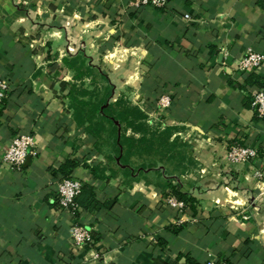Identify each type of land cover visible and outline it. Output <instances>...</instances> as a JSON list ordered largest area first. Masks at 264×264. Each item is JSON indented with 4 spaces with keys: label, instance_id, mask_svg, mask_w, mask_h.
I'll list each match as a JSON object with an SVG mask.
<instances>
[{
    "label": "crops",
    "instance_id": "1",
    "mask_svg": "<svg viewBox=\"0 0 264 264\" xmlns=\"http://www.w3.org/2000/svg\"><path fill=\"white\" fill-rule=\"evenodd\" d=\"M249 48L264 54V0H170L162 9L129 0H0V81L9 85L0 158L14 136H34L22 171L0 159V264H264V176L255 177L264 175V119L251 105L264 67L238 71ZM64 61L86 71L78 79L69 69L64 82L110 86V102L125 99L151 128L169 131V143L184 150L176 154L181 167L133 179L122 167L112 176L76 123L69 90L50 74ZM163 96L171 106L160 111ZM241 141L263 154L230 165L229 147ZM70 160L80 162L73 177L109 208L59 211L57 171ZM96 165L107 168L104 178L94 179ZM170 183L194 198V209L170 194ZM75 223L93 229L81 251L71 239Z\"/></svg>",
    "mask_w": 264,
    "mask_h": 264
},
{
    "label": "trees",
    "instance_id": "2",
    "mask_svg": "<svg viewBox=\"0 0 264 264\" xmlns=\"http://www.w3.org/2000/svg\"><path fill=\"white\" fill-rule=\"evenodd\" d=\"M76 66V62L70 61H64L62 64L52 63L50 74L59 79L62 91L69 90L68 98L72 102L75 121L79 128H84L95 139V151L106 158L112 176H115L122 167H125L124 173L128 179H133V174L137 172L145 174L147 170L156 169L160 165L174 166L176 169L181 167V163L176 160V154H181L184 150L177 143H169V131L151 128L146 123L148 115L139 108L129 105L125 99L110 102L112 96L110 86L90 90L85 84L79 86L64 82L63 76L69 69H77L78 79L86 75L84 64ZM129 131L132 132L131 135H128ZM236 144L244 145L242 141ZM79 163L78 160H70L64 164L57 171L60 181L73 178ZM106 169L101 165L94 166L92 169L94 179L104 178L103 172ZM169 188L172 196L188 207L195 208L194 198L182 193L180 188L171 183ZM77 204L82 210L89 212H99L111 205L98 200L96 190L91 184H84ZM167 231L175 235L180 233L176 227L168 228ZM160 243L162 246L165 245L163 239Z\"/></svg>",
    "mask_w": 264,
    "mask_h": 264
},
{
    "label": "built area",
    "instance_id": "3",
    "mask_svg": "<svg viewBox=\"0 0 264 264\" xmlns=\"http://www.w3.org/2000/svg\"><path fill=\"white\" fill-rule=\"evenodd\" d=\"M134 8H142L151 6L154 8H165L170 0H129ZM187 20H191V16H186ZM264 67V54L249 48L246 54L237 63V69L241 73L248 74L260 71ZM9 85L6 81H0V112L4 106V102L8 98ZM252 108L260 119H264V89L254 93L252 97ZM171 106L169 96L161 97L157 102L158 110H165ZM34 148V136L31 134H19L13 137L6 144L1 154V166L12 170L22 171L26 166L32 149ZM263 152L260 148L236 144L229 147L228 162L230 165L249 164L262 156ZM262 172H257L255 177L261 179ZM84 182L77 178L63 179L57 184V205L60 212L69 216H78L83 210L77 204V198L81 195ZM173 205L183 211L185 205L173 200ZM71 239L76 250H84L93 242V229L81 223L73 224L71 231ZM97 260V256H93ZM207 264H218L216 260H210Z\"/></svg>",
    "mask_w": 264,
    "mask_h": 264
},
{
    "label": "rangeland",
    "instance_id": "4",
    "mask_svg": "<svg viewBox=\"0 0 264 264\" xmlns=\"http://www.w3.org/2000/svg\"><path fill=\"white\" fill-rule=\"evenodd\" d=\"M154 129H156V128H154ZM171 167H174V166H171ZM149 175H150V172H146V175L145 176H149Z\"/></svg>",
    "mask_w": 264,
    "mask_h": 264
}]
</instances>
